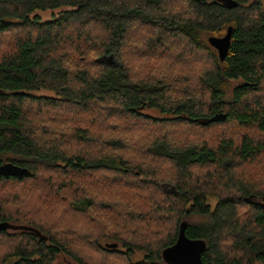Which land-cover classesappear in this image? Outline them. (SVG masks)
Wrapping results in <instances>:
<instances>
[{"label": "trees", "instance_id": "16d2710c", "mask_svg": "<svg viewBox=\"0 0 264 264\" xmlns=\"http://www.w3.org/2000/svg\"><path fill=\"white\" fill-rule=\"evenodd\" d=\"M234 1L231 8L225 0H0V34L10 39L0 49V165L31 172L0 178V223L21 227L0 231V238L19 241L0 264H58L62 256L97 264V253L131 260L136 251L144 259L129 264H169L163 253L182 225L189 238L205 242V264H264V192L243 171L248 165L254 172L264 158V99L256 98L264 96V10L262 0ZM49 10L58 11L50 20L37 15ZM231 26L221 61L208 38ZM171 38L180 54L165 57L162 44ZM191 47L209 60L206 69L190 61ZM71 52L90 56L92 66L72 71ZM112 55L115 65L96 61ZM195 69H203L198 79ZM233 81L240 84L227 96ZM41 90L56 99L37 96ZM91 105L99 109L87 114ZM123 115L135 121L120 125ZM38 122L53 142L33 130ZM222 127L244 134L224 136ZM188 128L197 137L202 129L221 136L215 145L197 144ZM70 140L79 149L68 148ZM50 171L65 178L61 185L42 179ZM97 179L147 204L127 210L119 194L106 204L81 192L80 183L92 188ZM32 189L36 201L27 209ZM245 198L252 214L241 227ZM104 214L120 226L77 220L89 224ZM146 225L156 248L128 239ZM108 241L118 247L107 248ZM225 241L236 254L226 252Z\"/></svg>", "mask_w": 264, "mask_h": 264}, {"label": "rangeland", "instance_id": "374dc122", "mask_svg": "<svg viewBox=\"0 0 264 264\" xmlns=\"http://www.w3.org/2000/svg\"><path fill=\"white\" fill-rule=\"evenodd\" d=\"M262 4H263L262 5L263 10H264V0H262ZM57 12L58 11L52 12V11L49 10L47 12H39V13H37V15H39L40 18L43 21H47V20H50L52 18L53 14H57ZM21 33L22 32L18 31V34H21ZM226 33H227V30L224 32V34L222 33L221 35H216L215 37H224L226 35ZM16 35L17 34L14 33L13 38ZM209 37H212V36H209ZM176 41H177V39L171 38L170 44H167V40H165V42H163V44H162L163 48L165 47L164 48L165 49L164 54L167 55L165 57H168L169 55H175L176 56V55L180 54V51L174 52L172 50V48L170 47V46H173ZM9 42H10V39H9V36H8L7 33L0 34V49L1 50H2L3 47L8 46L7 44ZM209 45H210V43H209ZM190 51H193V52H191L193 54V56L192 57L190 56V61H192V62L200 61L204 65L203 69H206L205 66L209 65V60H207V61L205 60L206 57H205L204 53L203 52L200 53L194 47H191ZM190 51H189V53H190ZM217 53H218V51H217ZM68 61H69V64H70V69L72 71L84 70V68L91 67L92 64H93V63H91L90 56H86V58L78 57L76 54H73L72 52L69 54V58L66 60L67 64H68ZM96 61H97V59H96ZM199 65L200 64H192V67H196V66H199ZM203 69H195L193 71V75L198 79V76L200 75V73H201V71ZM136 74H143V72L140 70V71H137ZM190 80H192L191 76H190ZM238 84H240V81H233V82H231L229 84V86L226 88L227 96H228V94H230L233 91L234 87H236ZM173 89L175 91H177L180 94V96H181L179 88L175 87ZM36 95L37 96L49 97L51 99H56L54 94L52 92H50V91H47V90L38 91V92H36ZM256 98L259 99V100H263L264 96L260 95V96H256ZM34 108H36V107L34 106ZM70 108H73V107H70ZM96 108L99 109L97 105H96V107H95V105H91L88 108L86 113L87 114L96 113L97 112ZM67 110H70V109H67ZM146 112L149 113V114L155 115V116H162V114L156 109H149L148 108L146 110ZM33 113L37 114L38 110L34 109ZM107 113L108 114H112L114 117H116V114H115L116 112H112V111L109 110V112H107ZM98 114H99V110H98ZM64 116H65V114H63V117ZM120 119H121L120 125H123V126H126L129 123L132 124L133 121H135L134 118L126 116V115L119 116V118H117V120H120ZM72 120H74V119H72ZM43 126L44 125L41 122H38L36 125L33 124V127H34L33 130H35L37 133H39V135H40L39 137H41V135H45L46 136V140H49L50 142H53L54 141L53 138H48V136H50L49 134H44L47 131L49 133L50 132V128L46 129V127H43ZM188 129L190 130V133L193 136L194 143H197V144L207 142L210 145H215V144H217V140H219L220 136H221V132H218V131H215V130H209V129H202V132H201L200 136L197 137V136H195L196 129H194V128H188ZM221 130H222V133H223L224 136H230V137L237 136V137L240 138V136L242 134H244L242 132H239L238 130H235L234 128L230 129V128L222 127ZM241 131H244V130H241ZM178 142L180 144H185L186 140H179ZM72 143H73V141L70 140L68 148H70V149H74V148L79 149L78 146H75ZM64 150H65V148H64ZM142 161H143V159L139 157L137 159L136 163L137 164H141ZM210 168L214 169V167H210ZM243 171H244V175L246 177L251 178L252 185L256 189L258 187L260 189V192L263 193L264 192V158H262L254 166V172L252 171V169L249 168L248 165L247 166L244 165ZM42 179H46L47 181L50 180L51 181L50 183H52V184L60 183V185H61L63 183L62 179H65V178L61 176V173L55 174L54 172L50 171L45 176H43ZM99 182L100 181L97 179L94 182V184H93L94 186H92V188H89L88 186L84 185V183H80L81 192L83 194H86L87 196L88 195L89 196H93L97 201H102V202H104L106 204H108V201L109 202L115 201L116 200L115 195L119 194V195L125 197V199L119 201V204L121 206H123L127 210H131L132 208H135L134 206H136L137 204H140L142 202H143V204H147L142 199L137 198V196H135V197L126 196L127 193L126 192H122L121 190L116 188V185H112V186L108 185V186H106L104 188V187L99 185ZM218 182H219V179H215L214 183L218 184ZM162 186L167 191H171L172 190V187L167 185V184L166 185H162ZM22 187H23V185H22ZM29 192H31V194L29 195V198H27V200L30 199L29 202L27 201L28 202L27 209L28 208L31 209L34 206V202L36 201V197H35L36 196V192H33V189L31 191H29ZM53 196H54V192H53ZM147 198H148V196H147ZM143 199H146V198H143ZM246 199H249V198H245V202L246 203L244 202L243 204L245 206H248L249 205L248 203H250V202L247 201ZM254 201L257 202V203H260V202L263 201V199L261 197H259V198L254 199ZM56 202H58V200ZM209 202H211V205L213 207L216 204V200L215 199H210ZM43 206H45V205H42V207ZM57 207L58 206L54 205V209H56ZM22 210H23V207L21 209V213H22ZM32 214L35 215V214H38V212L35 211ZM251 214H252V209L249 206H248V208L247 207L243 208V215L240 218L241 227L245 225V222L248 221V219H249ZM77 220H78V223L83 224V225H85L87 227H89L92 223H95V224H98L100 226H102V224H103L106 227L112 228V229H115L118 226H120V224L122 222L121 221L118 224L117 221H116V218L113 215H111V214H110V216L106 215V214L101 215V216L97 215L96 219H93L89 224H88V220L85 219V218L83 220L82 219H77ZM65 221L66 222H71L72 220L70 218H68V217H65ZM135 225H137V224H134V226ZM87 227H86V229H87ZM149 233H151L150 227L146 225L144 227L137 228V230L135 232H133L132 234L129 235L128 239L132 240V241H135V242H138L141 245H148V244L151 245L150 241H147ZM139 238H141V239H139ZM18 242H19L18 239H9L7 237L0 238V257L2 258V256L5 253H7L8 251H10V248L13 247L15 245V243H18ZM151 242H152L151 246L156 248L157 245L155 246L154 241L151 240ZM110 243H113V242H109L108 241L105 244H110ZM231 243L232 242H230V241H225L222 244V246L227 250L226 252H228L230 255H234V254H236L235 251H228V249H231L230 248V246H232ZM119 249L121 251H123V252H126V250L122 249L121 247H119ZM94 257L96 259L95 262L97 264H127V263L129 264V263H136V262L144 259V252L143 251H136V253L132 255L131 260L129 259V257H127V259H125L123 256H120L119 254H114V255H109L108 254V256L105 257V256H102V254L97 253L96 255H94ZM56 263H58V264H74L73 262H71V260H69L68 257H65V256L60 257L57 260ZM92 264H94L93 260H92Z\"/></svg>", "mask_w": 264, "mask_h": 264}, {"label": "water", "instance_id": "95a60500", "mask_svg": "<svg viewBox=\"0 0 264 264\" xmlns=\"http://www.w3.org/2000/svg\"><path fill=\"white\" fill-rule=\"evenodd\" d=\"M225 2L231 8L238 6V2L234 0H225ZM233 32L234 27L231 26L228 28L224 37L212 36L208 38L210 45L218 51L221 61H224L228 55L231 47ZM97 62L108 65L116 64L114 55L101 57L97 59ZM30 174L31 172L28 168L18 166L11 162H6L0 165V178L18 177L21 179L24 176H29ZM18 228L8 222L0 223V231L17 230ZM106 247L115 249L118 247V244H107ZM205 250V242L199 239L189 238L184 225H182L176 243L165 249L163 257L169 264H205L203 261V253Z\"/></svg>", "mask_w": 264, "mask_h": 264}]
</instances>
